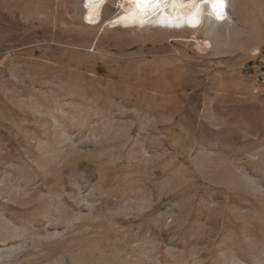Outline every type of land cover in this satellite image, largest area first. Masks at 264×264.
I'll return each mask as SVG.
<instances>
[{
    "label": "rangeland",
    "instance_id": "rangeland-1",
    "mask_svg": "<svg viewBox=\"0 0 264 264\" xmlns=\"http://www.w3.org/2000/svg\"><path fill=\"white\" fill-rule=\"evenodd\" d=\"M194 1L0 0V264H264L259 0Z\"/></svg>",
    "mask_w": 264,
    "mask_h": 264
},
{
    "label": "bare ground",
    "instance_id": "bare-ground-1",
    "mask_svg": "<svg viewBox=\"0 0 264 264\" xmlns=\"http://www.w3.org/2000/svg\"><path fill=\"white\" fill-rule=\"evenodd\" d=\"M197 12L194 0H162L157 5L142 4L137 5L132 0L130 5H123L122 10L110 20L112 27H135L145 26L151 22H161L164 24H187L191 22ZM210 47V41H204Z\"/></svg>",
    "mask_w": 264,
    "mask_h": 264
},
{
    "label": "built area",
    "instance_id": "built-area-1",
    "mask_svg": "<svg viewBox=\"0 0 264 264\" xmlns=\"http://www.w3.org/2000/svg\"><path fill=\"white\" fill-rule=\"evenodd\" d=\"M242 73L253 82L255 89L264 95V48L255 53L242 68Z\"/></svg>",
    "mask_w": 264,
    "mask_h": 264
},
{
    "label": "crops",
    "instance_id": "crops-1",
    "mask_svg": "<svg viewBox=\"0 0 264 264\" xmlns=\"http://www.w3.org/2000/svg\"><path fill=\"white\" fill-rule=\"evenodd\" d=\"M259 34H251L250 41L248 44H245L243 47V51L247 53H251L257 48H260L264 45V0H259ZM235 20V19H234ZM236 21V20H235ZM236 23H232L228 25L229 29H234ZM253 40V41H252ZM236 51V46L230 44V39L227 41L226 50H224L223 53H234ZM220 51L217 52L218 55H220Z\"/></svg>",
    "mask_w": 264,
    "mask_h": 264
},
{
    "label": "snow or ice",
    "instance_id": "snow-or-ice-1",
    "mask_svg": "<svg viewBox=\"0 0 264 264\" xmlns=\"http://www.w3.org/2000/svg\"><path fill=\"white\" fill-rule=\"evenodd\" d=\"M135 2L137 3V5L153 4V3L159 5L162 2V0H135ZM213 2H218V0H213Z\"/></svg>",
    "mask_w": 264,
    "mask_h": 264
}]
</instances>
